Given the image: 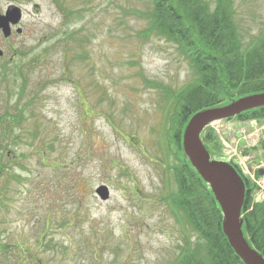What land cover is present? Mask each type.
I'll list each match as a JSON object with an SVG mask.
<instances>
[{
  "label": "rangeland",
  "instance_id": "rangeland-1",
  "mask_svg": "<svg viewBox=\"0 0 264 264\" xmlns=\"http://www.w3.org/2000/svg\"><path fill=\"white\" fill-rule=\"evenodd\" d=\"M231 1L245 41L260 34L264 0ZM11 9L21 18L7 42L0 33V117L19 107L24 119L10 126L18 140L8 153L16 158H1L22 157L0 176V243L11 252L0 264L172 261L187 231L165 202L177 189L164 89L182 91L198 78L174 43L141 36L153 2L0 0L1 15ZM208 131L221 142L217 156L241 169L255 165L250 153L264 158L248 149L264 141V120ZM100 186L108 188L106 201L96 195ZM19 253L22 260L4 262Z\"/></svg>",
  "mask_w": 264,
  "mask_h": 264
},
{
  "label": "trees",
  "instance_id": "trees-1",
  "mask_svg": "<svg viewBox=\"0 0 264 264\" xmlns=\"http://www.w3.org/2000/svg\"><path fill=\"white\" fill-rule=\"evenodd\" d=\"M150 1L153 2V9L144 18L149 23L141 36L147 38L155 34L174 43L190 62L198 78L182 91L163 88L171 111L165 138L175 161L173 173L177 189L165 202L176 221L187 231L179 252L166 264H243L222 232L221 208L184 155L182 141L184 129L195 113L230 105L241 97L264 92V30L245 41L234 22L231 0H215L213 7L205 0ZM11 70L9 72L12 73ZM23 119L19 107L15 115H8L5 111L0 117V176L9 165L19 164L22 158L19 156L16 161L5 163L1 159L7 157L9 149L14 151L11 145L18 140L12 136L10 126L19 125ZM231 120H264V107L227 119ZM201 146L208 156L217 155L221 147L211 131L203 136ZM261 148L264 149V141ZM8 154L11 158L15 156L14 153ZM234 168L238 171L237 165ZM16 178L21 177L18 175ZM242 179L245 194L241 208V231L248 245L264 259V203L253 202L255 188L246 178ZM5 191L6 187L0 185V210L6 208ZM68 192L72 198V191ZM73 205L77 211L79 204ZM50 212L51 207L46 211L43 222L46 228L50 224ZM77 213L80 214L76 212L72 216L76 217ZM69 214L65 211L62 221H68ZM190 236H193L192 240ZM8 253H11L10 245L0 243V255ZM16 260H22L20 253L11 257L6 255L4 262Z\"/></svg>",
  "mask_w": 264,
  "mask_h": 264
},
{
  "label": "water",
  "instance_id": "water-1",
  "mask_svg": "<svg viewBox=\"0 0 264 264\" xmlns=\"http://www.w3.org/2000/svg\"><path fill=\"white\" fill-rule=\"evenodd\" d=\"M20 18V12L17 9H11L4 15L0 14V31L5 38L10 36V24L16 25ZM20 32L21 29L16 30V33ZM260 107H264V92L241 97L230 105L201 110L190 118L184 129L182 141L185 156L209 187L221 208L222 232L243 264H264V259L248 245L241 231L244 182L231 165L209 159L200 145L199 136L206 125L233 118L242 112ZM96 195L100 200L106 201L109 198L108 188L98 187Z\"/></svg>",
  "mask_w": 264,
  "mask_h": 264
},
{
  "label": "built area",
  "instance_id": "built-area-1",
  "mask_svg": "<svg viewBox=\"0 0 264 264\" xmlns=\"http://www.w3.org/2000/svg\"><path fill=\"white\" fill-rule=\"evenodd\" d=\"M258 167H264V163H261ZM253 178V175H250ZM257 184L260 186L261 188V195H263L262 197L264 198V177H262L261 179H259L257 181Z\"/></svg>",
  "mask_w": 264,
  "mask_h": 264
},
{
  "label": "flooded vegetation",
  "instance_id": "flooded-vegetation-1",
  "mask_svg": "<svg viewBox=\"0 0 264 264\" xmlns=\"http://www.w3.org/2000/svg\"><path fill=\"white\" fill-rule=\"evenodd\" d=\"M12 27H15V26H11V29H12ZM8 38H11V35L8 37ZM8 38H6V42L8 41ZM0 57H1V55H0Z\"/></svg>",
  "mask_w": 264,
  "mask_h": 264
}]
</instances>
